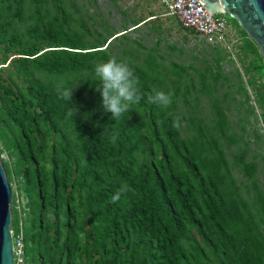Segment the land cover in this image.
<instances>
[{
    "label": "trees",
    "instance_id": "trees-1",
    "mask_svg": "<svg viewBox=\"0 0 264 264\" xmlns=\"http://www.w3.org/2000/svg\"><path fill=\"white\" fill-rule=\"evenodd\" d=\"M11 2L15 4L13 11ZM0 3L13 15L21 16L23 0ZM227 19L230 26L238 25L234 19ZM41 25L54 48L36 55L40 50L37 41L43 37ZM62 25L54 16L46 23L39 17L28 26L22 52L26 57L18 59L23 71L29 64L47 75L94 69L97 62L91 61L97 52L79 51L82 40ZM11 42L18 43L17 37L12 36ZM248 45L256 46L253 41ZM252 65L259 74L264 73L261 57ZM96 84L92 78H81L76 85H64L73 87L71 102L58 96L57 86L31 78L25 87L26 96L4 105L6 117L15 125L9 137L13 143L8 147L27 163L13 172L24 179L27 197L34 194V202L32 198L28 204L31 218L23 230L22 255L31 264H71L82 254L84 264H264V238L255 230L258 221L250 223L251 212L242 216L249 208L246 201L223 183L224 176L229 178V169L217 139L226 133L225 120L210 126L213 132L208 148H204L206 142H198L200 150L206 154L215 150L217 156V165H212L210 173L213 179L205 186L196 182L200 172L194 161L197 150L187 156L173 128L162 132L167 139L162 143L159 127L163 120L155 113L156 105L147 103L145 87L139 88L143 99L125 114L127 118L115 121L103 111ZM93 92L96 95L91 101ZM89 103L94 106L92 110L86 108ZM36 106L41 119L29 110ZM75 108L72 118L68 113ZM139 111L147 115L146 130L160 141L162 156L143 157L138 164L136 153L145 150ZM42 128L60 134V141L50 146L53 167L49 170L43 162L49 146L41 136ZM114 133H118L115 144L109 139ZM7 137L2 134V138ZM175 159L179 165L174 164ZM2 167L10 178L12 170L6 163ZM122 185L130 190L119 202H111ZM69 187L77 189L78 202L66 195ZM256 201L251 208L257 205L263 213L264 204ZM48 209L53 211L55 224L51 241L47 237L49 225L44 221ZM15 224L13 217L11 226Z\"/></svg>",
    "mask_w": 264,
    "mask_h": 264
},
{
    "label": "rangeland",
    "instance_id": "rangeland-1",
    "mask_svg": "<svg viewBox=\"0 0 264 264\" xmlns=\"http://www.w3.org/2000/svg\"><path fill=\"white\" fill-rule=\"evenodd\" d=\"M11 5L13 11L14 2ZM54 16H58L65 30L82 40L79 51L97 52L91 64L116 56L129 63L139 78L138 87H145L148 95L153 88L172 94V104L168 108L155 107V113L163 120L159 136L166 144V135L162 132L173 128L187 156L197 150L194 161L199 164L200 172L196 182H203L205 186L213 179L210 173L217 165V156L215 150L208 154L200 150L198 142H206L204 148H208L209 135L213 132L210 126L217 120H225L226 133L217 139V146L229 169V178L224 176L223 183L231 193L237 191L246 201L249 208L243 210L242 216L253 213L250 223L258 221L256 233L264 238V212H259L257 205L251 208L258 199L264 204V73L259 74L252 65L254 59L261 57L263 61V57L257 45L254 48L248 45L253 40L241 32L239 25L230 26L226 43L212 44L181 28L176 19L167 14L160 0H23L21 16L13 15L6 4L0 3V21H4L0 29V163L1 166L6 163L12 170L10 178L6 174L5 177L12 190L11 220L14 217L16 221L13 227L10 223L13 242L22 239L23 230L29 226L28 204L32 198L34 202V194L32 198L27 197L24 179L13 172L24 168L27 163L8 147L13 143L9 137L15 125L6 117V102H16L21 95L26 96L25 87L31 78L44 85L71 86L81 78L90 80L95 75L93 68L47 75L32 64L26 71L19 67L18 59L26 57L22 52L28 40V26L39 17L46 23ZM44 27L41 25L39 29L43 37L37 41L40 50L36 55L54 48L44 35ZM12 36L17 37L18 43L11 42ZM95 95L93 92L91 101ZM86 108L92 110L94 106L89 103ZM29 110L41 119L37 106ZM139 112L142 124L139 132L143 135L145 150L136 153L138 164L143 157L162 156L160 141L146 130L147 115ZM176 116L180 118V129L172 126ZM1 122L8 123V128ZM2 134L9 139L2 138ZM41 136L49 146L43 160L49 170L53 167L50 146L60 141V134L42 128ZM177 163L175 159L174 164ZM181 168L184 169L185 165ZM192 170L195 172L194 168ZM75 187H69L66 192L73 197L74 203L79 201ZM46 215L47 237L51 241L55 228L53 211L48 209ZM191 234L198 240L193 229ZM209 260H213L212 255ZM85 262L82 254L71 264ZM20 264L31 262L22 255Z\"/></svg>",
    "mask_w": 264,
    "mask_h": 264
},
{
    "label": "clouds",
    "instance_id": "clouds-1",
    "mask_svg": "<svg viewBox=\"0 0 264 264\" xmlns=\"http://www.w3.org/2000/svg\"><path fill=\"white\" fill-rule=\"evenodd\" d=\"M94 74L92 80L97 82L96 90L100 92L102 97L101 105L103 111L110 113L111 117L115 118V121L127 118L125 114L131 112L133 106L139 104L141 99H143L138 87L139 78L125 60L110 56L106 60L98 61L94 65ZM72 89L73 87L64 88L62 85H58V96L61 99L72 102ZM147 103L166 109L172 104V94L153 88L151 94L147 95ZM76 111L77 109L74 112L70 111L68 114L73 118ZM172 126L180 129L179 116L173 119ZM117 138L118 133H114L109 137L110 142L113 144L116 143ZM129 190L127 185H122L111 197V202H119L122 194H126Z\"/></svg>",
    "mask_w": 264,
    "mask_h": 264
},
{
    "label": "water",
    "instance_id": "water-1",
    "mask_svg": "<svg viewBox=\"0 0 264 264\" xmlns=\"http://www.w3.org/2000/svg\"><path fill=\"white\" fill-rule=\"evenodd\" d=\"M204 3L206 14L234 19L257 45L264 61V0H194ZM11 186L0 163V264H14L11 215Z\"/></svg>",
    "mask_w": 264,
    "mask_h": 264
},
{
    "label": "built area",
    "instance_id": "built-area-1",
    "mask_svg": "<svg viewBox=\"0 0 264 264\" xmlns=\"http://www.w3.org/2000/svg\"><path fill=\"white\" fill-rule=\"evenodd\" d=\"M166 8L167 14L173 16L179 26L185 30L193 31L204 37L208 42L226 43L230 34V24L227 18L206 14L204 3L199 4L194 0H160ZM14 264L22 262V239L13 242Z\"/></svg>",
    "mask_w": 264,
    "mask_h": 264
}]
</instances>
